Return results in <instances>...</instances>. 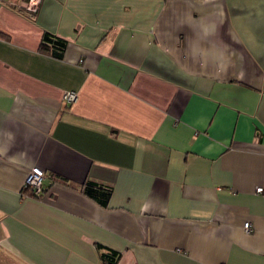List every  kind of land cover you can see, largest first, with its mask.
Listing matches in <instances>:
<instances>
[{
    "label": "crops",
    "instance_id": "0c3cea01",
    "mask_svg": "<svg viewBox=\"0 0 264 264\" xmlns=\"http://www.w3.org/2000/svg\"><path fill=\"white\" fill-rule=\"evenodd\" d=\"M104 249L264 264V0L0 1V264Z\"/></svg>",
    "mask_w": 264,
    "mask_h": 264
},
{
    "label": "built area",
    "instance_id": "2783aa9c",
    "mask_svg": "<svg viewBox=\"0 0 264 264\" xmlns=\"http://www.w3.org/2000/svg\"><path fill=\"white\" fill-rule=\"evenodd\" d=\"M0 1L7 2L9 4L11 3L13 6H15V9L24 12L29 16H33L36 13L39 4L41 2V0H21L19 3L18 2L14 3L12 0L11 1L0 0ZM76 97H77V93L73 90H66L63 94V98L67 102L74 101ZM44 175H45L44 171L41 168L33 167L26 177L25 185L31 189L32 193L35 196H39L42 192V180ZM260 190L261 187H257V191ZM243 226L246 230H248L249 223L245 222Z\"/></svg>",
    "mask_w": 264,
    "mask_h": 264
},
{
    "label": "trees",
    "instance_id": "16d2710c",
    "mask_svg": "<svg viewBox=\"0 0 264 264\" xmlns=\"http://www.w3.org/2000/svg\"><path fill=\"white\" fill-rule=\"evenodd\" d=\"M42 40H43V43H41V45H40L41 49L49 48V45H47V42H48L49 44H52L53 47L58 48L59 50H63V48L65 46V42H66L63 39L52 38V37H50V35H46V34L43 36ZM94 189H95V185L93 187H92V185H86L84 187V191L87 194L96 197L97 193H95ZM96 191L98 192L97 189H96ZM30 192H31V194H33L31 189H30ZM109 192H110V188H108V187L105 189L103 188L101 194H102V197L104 199H101V197H98V200H100V202L105 203L107 198H108ZM117 257H118V253L111 250V249L110 250L104 249V251L101 253V259H102L103 264H115Z\"/></svg>",
    "mask_w": 264,
    "mask_h": 264
}]
</instances>
